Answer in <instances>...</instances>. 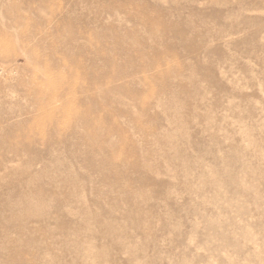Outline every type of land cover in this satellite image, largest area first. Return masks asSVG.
I'll use <instances>...</instances> for the list:
<instances>
[{
	"label": "rangeland",
	"instance_id": "374dc122",
	"mask_svg": "<svg viewBox=\"0 0 264 264\" xmlns=\"http://www.w3.org/2000/svg\"><path fill=\"white\" fill-rule=\"evenodd\" d=\"M0 264H264V0H0Z\"/></svg>",
	"mask_w": 264,
	"mask_h": 264
}]
</instances>
